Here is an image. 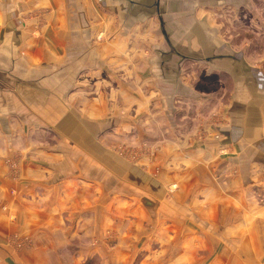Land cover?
Returning a JSON list of instances; mask_svg holds the SVG:
<instances>
[{"label":"crops","instance_id":"0c3cea01","mask_svg":"<svg viewBox=\"0 0 264 264\" xmlns=\"http://www.w3.org/2000/svg\"><path fill=\"white\" fill-rule=\"evenodd\" d=\"M257 2L264 0H0V227L10 228L13 213H35L37 223H45L47 212H53L52 223H67V243L82 244L76 253L73 245L66 247L67 256L78 254L86 264L92 254L113 259L112 264H136L139 255L148 253L140 264H176V256L160 255L173 246L159 244L161 250L155 251L159 246L148 242L168 236V230L174 236L176 228L174 219L172 228H156L166 220L155 212L156 198H162V207L169 204L166 188L174 184L181 186L174 199L184 202L185 180L197 185L196 170L207 185L214 177L205 170L247 166L250 150L264 166V61L255 64L254 51H238L221 35L228 37L223 27L230 13L246 10L262 17ZM258 22L254 25L264 38V19ZM117 77L140 78L139 96L155 83L139 108L142 117L154 114L167 133L160 156L161 169L168 173L156 179L109 150L132 125L110 112L118 95L128 102V87L114 86ZM211 86L214 92L207 89ZM211 98L222 99L225 122L217 128L213 123L214 131L212 123L202 124L215 111ZM186 101L199 108V126L191 121L184 126L192 113L182 107ZM202 127L204 137L196 133ZM186 128L198 136L195 149L177 137L185 138ZM112 133L115 138L109 137ZM237 149L240 153L226 164L218 159L219 152ZM9 160L17 163V179L9 175ZM219 187L216 182L212 190L219 193ZM50 199L51 207L43 208ZM98 210L111 211L113 232L119 234L107 237L114 244L111 252L92 253L87 247L101 232L92 235ZM102 220L106 228L107 215ZM60 230L55 228L57 237ZM5 237L0 235V264H11L19 256L2 244ZM190 246L182 244L185 252ZM193 256L185 260L201 263Z\"/></svg>","mask_w":264,"mask_h":264},{"label":"rangeland","instance_id":"374dc122","mask_svg":"<svg viewBox=\"0 0 264 264\" xmlns=\"http://www.w3.org/2000/svg\"><path fill=\"white\" fill-rule=\"evenodd\" d=\"M257 9H259L262 17H260L258 13L257 17L253 18L246 10L241 14L239 13L240 15L234 13L227 15L225 19L228 24L224 25L223 30L227 33L226 36L228 37H225L223 33H221V35H223V38L231 41L232 44L235 43L238 51L246 49L252 52L254 51L253 53L256 59V63H254L258 65L260 62L261 65H263L264 38L260 35L261 33L259 31L261 29L257 24L260 19H264V3L257 2ZM221 16L224 17L223 14ZM254 22L258 23L254 25ZM236 23L240 24L236 26ZM117 78L114 84L116 89L120 83L128 87V89L126 88L128 102H126L125 97L123 98V94L117 97L113 95L115 97L113 98L114 110L110 112L122 117L124 115L123 121H130L132 125L125 126L122 130L123 134L119 135L116 140L117 143L115 141L109 150L112 151L114 155L124 158V161L127 162L126 165L131 164L144 171L151 172V174L147 175L148 178H155L159 175L163 176L168 172H164L163 169H161L162 158L160 154L163 148H166L167 142L164 140L161 141V137L166 136L167 133L163 132V129L161 130L156 117H153L154 114L147 119L146 117H142L143 114L140 112L139 108L140 99L142 97H149L151 90H153L152 85H155V83L151 82L149 89L147 88V90L142 91L139 96L136 93L138 90L136 85L140 78ZM224 82L225 81H223V84ZM216 86H211L212 88L207 89L210 90L209 92H214L213 90H216ZM130 97L133 99L132 104L129 102ZM214 99L211 98L209 105L214 106L215 111H206L205 114L208 112L209 115L207 117L205 116V120L202 122V124L204 123L206 125L208 122L212 123L210 124V126H212L209 127L211 131H214L213 123H215L216 128L217 126L223 127L222 125L225 123L221 113L222 106H220L222 99H216L215 102ZM228 99L229 97L223 99L222 103H226ZM136 102L137 104H135ZM182 107L185 111L192 109L190 116L186 117L189 122H185L186 119L183 120L185 122L184 126L186 123L191 122L199 126L197 122L202 121V114L199 115L198 112L199 108L187 101ZM153 111L154 110H152V112ZM217 113H219L220 116H218ZM129 117L133 118L130 119ZM191 129L192 128L185 129V138H182L179 134H177V137L186 145L188 144L189 147H194V143L192 142H197L198 139L196 137L203 136L202 134L207 129L205 130L204 127L199 129V132H196L198 136H195L196 134L193 135ZM170 132H174V136L176 137L175 131L170 130ZM109 137L115 138V133L110 134ZM168 142H171V140ZM182 149L185 150V148ZM192 149H195V147ZM250 152L251 156L245 162L247 166L242 167L238 165L232 166V168L220 166L218 170H205L203 173L209 171V176L211 172L215 179H213L212 183L208 181L207 185H202L200 182V170H196L197 178H199L198 184L196 185L194 182L190 184L189 178L185 180L188 185L187 187L186 185L184 186V189H187V199L186 197L184 198L183 195L184 202L180 203L174 199V197L178 196L181 189V186H175L174 184L166 188L167 193L165 198L168 201L166 203L169 204L162 207V198H156L159 205L155 212L157 211V213L162 216L163 220L166 219L163 224H160L158 221L156 228H172V225H174L172 224L173 219L176 221L180 219L182 221H174L176 225V228H174V236L171 235L172 231L168 230V236L157 238L156 243L148 241L150 245L159 246L155 251L161 250V245L159 244L173 246L171 251L165 253L161 252L160 255L176 256L174 258L177 260L176 264H195L190 263L191 260L189 262L185 260L189 258L190 253L194 254L193 257H196L195 260L201 262L199 264H264V166L258 163L259 160L256 158L257 154L256 156L254 155L256 151L250 150ZM239 153L240 151H238V149L233 153L222 151L221 153L219 152L220 156L218 159L221 157L222 163L226 164L228 158L233 159V157ZM243 153L248 155V152ZM158 155L159 157H157ZM155 159L156 161L153 163ZM10 162L13 163V168L10 170L9 175L12 174V176L17 179L16 177L19 175L17 163H15V160ZM220 163L221 162H219V164ZM178 173L179 172H176V174ZM209 176L208 178H210ZM174 182H179V179H174ZM216 182L220 184L219 193L212 190V188H216ZM203 186L208 187L204 188ZM91 187L93 188L94 186L91 185ZM94 194L95 190L93 189V200L95 198ZM108 198L109 200L112 199L111 196H108ZM177 198L179 199V197ZM111 202L112 204L110 201L108 202L109 207L113 206L115 203L113 199ZM170 206H172L174 210H172ZM50 207L51 199L49 204H45L43 208L49 209ZM4 210L6 211V209ZM110 212L107 211L105 213L98 210L96 213L97 217L93 220L94 223H92V235L94 231L97 232V229L100 228L101 232L95 238L93 237L92 243L87 245L92 253L111 252V246H114V244L110 245L107 243V237L119 235L113 232L116 227L115 223H111L114 219H109L111 215ZM47 214L49 216L44 217V219L47 220L45 223H43L42 220L37 223L35 213H13V223H10V228L7 226L5 229L0 227V235H6L2 244L13 249L15 255L19 256L12 258L13 261H11V264H83V262L87 261L86 258L80 259L78 254H73L75 257L74 260L72 255H65L64 249L66 247L73 245L72 252L76 253L79 251L76 247H81L82 244L78 243V240H76V243L72 241L71 243H67L69 236L66 226L67 223H52V215H54V213L52 212L49 214L47 212ZM105 215L108 217V221H105L107 222L106 228L105 223H99L103 221L102 219ZM66 218L65 215L64 219ZM117 225H119V223ZM55 228L61 229L59 231L60 237L54 234ZM156 228L152 229L153 234H155ZM185 232H190L189 236ZM170 235L173 237H170ZM143 241L147 242V240ZM185 243L191 245V250L185 252L182 247V244ZM214 246H216V248H214ZM208 247L209 249H207ZM43 252H46L44 260L41 259L44 254ZM57 254H59V256H57ZM148 256V253L139 255L140 259L136 260V264H140L144 261L143 258ZM205 256L206 259H204ZM34 257L36 258L35 260ZM112 261L113 259L101 258L97 254H92L89 264H101L102 262L112 264ZM84 264H86V262Z\"/></svg>","mask_w":264,"mask_h":264}]
</instances>
